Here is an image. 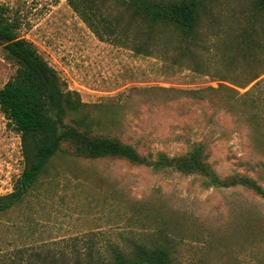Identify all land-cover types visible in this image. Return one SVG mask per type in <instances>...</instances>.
<instances>
[{
  "label": "rangeland",
  "instance_id": "1",
  "mask_svg": "<svg viewBox=\"0 0 264 264\" xmlns=\"http://www.w3.org/2000/svg\"><path fill=\"white\" fill-rule=\"evenodd\" d=\"M69 1L0 0L20 21V37L83 103L64 125L120 141L147 161L203 143L221 179L247 174L264 189V137L226 100L248 110L256 100L264 122V75L240 87L264 69V61L242 55L264 50V14L252 16L254 0H214L202 22L203 46L183 57L169 32L150 54L136 52L134 40H100ZM106 10L131 33L141 29L125 5L109 1ZM16 70L0 47V89ZM24 169L21 136L0 112V196L13 192ZM136 246H162L172 264H264V198L198 173L90 158L65 141L24 200L0 212V264L87 263Z\"/></svg>",
  "mask_w": 264,
  "mask_h": 264
},
{
  "label": "trees",
  "instance_id": "2",
  "mask_svg": "<svg viewBox=\"0 0 264 264\" xmlns=\"http://www.w3.org/2000/svg\"><path fill=\"white\" fill-rule=\"evenodd\" d=\"M123 4L140 30L131 33L123 27L122 18H112L106 10L107 2ZM214 0H70V6L100 40H134V50L150 54L149 47L167 40L166 33L176 35V53L179 56L193 55L204 40L200 37L202 22L210 16ZM7 7L0 6V47L12 60L17 70L0 89V112L20 136L25 169L16 181L13 192L0 196V212L20 204L45 170L50 159L65 141H69L75 152L90 158L113 157L136 164H146L155 169L175 168L186 173H198L210 177L217 187L241 185L264 198V189L247 174L233 173L221 179L203 155V143H196L184 155L168 157L158 153L156 160L147 161L134 148L111 139H91L79 133L76 128L64 125L63 119L82 107L78 95L67 90L57 71L38 52L32 42L21 38L20 21L10 18ZM264 14V0H254L253 17ZM140 24L143 27H140ZM134 35V39L132 38ZM145 41H142V38ZM254 62L264 61V50L259 54L249 50L242 54ZM264 75V69L256 70L240 87L245 88ZM259 80L254 85H259ZM227 109H239L248 115L255 125V133L261 131L264 137L262 117H259L258 103H245L226 99ZM78 126L84 120H75ZM60 262V261H57ZM70 264L69 262H61ZM59 264V263H57ZM76 264H172L169 251L162 246H136L131 254L114 249L109 260Z\"/></svg>",
  "mask_w": 264,
  "mask_h": 264
}]
</instances>
